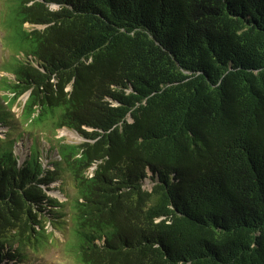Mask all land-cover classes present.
Masks as SVG:
<instances>
[{"label": "trees", "instance_id": "trees-1", "mask_svg": "<svg viewBox=\"0 0 264 264\" xmlns=\"http://www.w3.org/2000/svg\"><path fill=\"white\" fill-rule=\"evenodd\" d=\"M4 2L0 264H264V0Z\"/></svg>", "mask_w": 264, "mask_h": 264}, {"label": "rangeland", "instance_id": "rangeland-1", "mask_svg": "<svg viewBox=\"0 0 264 264\" xmlns=\"http://www.w3.org/2000/svg\"><path fill=\"white\" fill-rule=\"evenodd\" d=\"M51 7L55 8L54 5H52ZM5 10H6L5 2L4 0H0V15L2 14V11H5ZM0 19H1V16H0ZM4 37H5V31L0 25V65H2L9 58L8 56L9 53L4 43ZM1 75H6V74L0 71V76ZM23 100H25V95L20 98V104L23 102ZM19 110H20L19 106H15L12 108V111L16 115L19 114ZM36 134H37V148L39 149L40 155H41V159H39V161L42 162V160H44L43 157L45 156H47V158L49 157L50 159L54 158L55 151L50 149V145L48 142L42 140L43 136L41 135L40 132H37ZM24 136L25 137H22L21 142L17 144V148L15 150V153L20 163L25 159L26 155H28L27 147L32 144V140L26 135ZM61 137L65 138L66 141H69V142L70 141L79 142L81 140V138H79V136L76 133H74L73 131L67 130L65 128L59 129L55 132V138H61ZM23 142H24V145H23ZM21 146H23V148H21ZM34 147L35 146L33 145L32 151H34ZM59 184L60 183L58 181L54 182L52 184V187L54 189L52 191H49L48 193L54 197H57L60 201H62L64 200L63 193H62L64 191H59L57 189L59 187ZM144 187L150 188V184L145 183ZM66 189L69 190V186H66ZM59 225H63V224L60 223ZM48 229L54 232V240L52 244L45 247L42 251H40V253L33 254L29 252L30 259L37 257L30 264H72L73 259L68 254H65V250L63 248L62 242H64V236L62 234H63L64 229L58 228V229L53 230L52 227H49ZM25 263L28 264L27 261Z\"/></svg>", "mask_w": 264, "mask_h": 264}, {"label": "water", "instance_id": "water-1", "mask_svg": "<svg viewBox=\"0 0 264 264\" xmlns=\"http://www.w3.org/2000/svg\"><path fill=\"white\" fill-rule=\"evenodd\" d=\"M27 95H25V99H26Z\"/></svg>", "mask_w": 264, "mask_h": 264}]
</instances>
